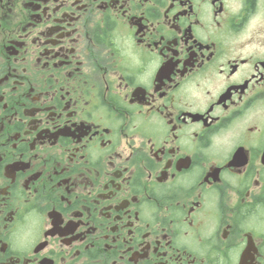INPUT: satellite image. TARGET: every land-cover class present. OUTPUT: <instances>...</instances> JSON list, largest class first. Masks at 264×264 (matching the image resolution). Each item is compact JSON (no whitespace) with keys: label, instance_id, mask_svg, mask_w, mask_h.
Masks as SVG:
<instances>
[{"label":"flooded vegetation","instance_id":"1","mask_svg":"<svg viewBox=\"0 0 264 264\" xmlns=\"http://www.w3.org/2000/svg\"><path fill=\"white\" fill-rule=\"evenodd\" d=\"M0 264H264V0H0Z\"/></svg>","mask_w":264,"mask_h":264}]
</instances>
